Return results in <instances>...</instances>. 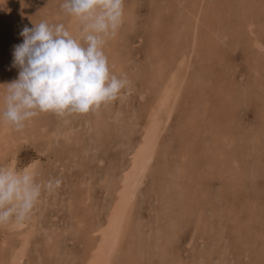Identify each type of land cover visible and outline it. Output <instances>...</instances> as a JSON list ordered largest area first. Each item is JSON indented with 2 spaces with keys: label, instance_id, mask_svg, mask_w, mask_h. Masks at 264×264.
<instances>
[{
  "label": "rangeland",
  "instance_id": "1",
  "mask_svg": "<svg viewBox=\"0 0 264 264\" xmlns=\"http://www.w3.org/2000/svg\"><path fill=\"white\" fill-rule=\"evenodd\" d=\"M62 3L0 0V111L25 26L63 23L80 36ZM124 10L104 48L130 81L121 98L87 114L41 113L22 132L0 120V166L62 179L24 227L0 226V264H107L120 202L155 135L109 264H264V49L248 30L264 41V0H124Z\"/></svg>",
  "mask_w": 264,
  "mask_h": 264
},
{
  "label": "clouds",
  "instance_id": "2",
  "mask_svg": "<svg viewBox=\"0 0 264 264\" xmlns=\"http://www.w3.org/2000/svg\"><path fill=\"white\" fill-rule=\"evenodd\" d=\"M61 8L81 25L74 37L63 23L25 26L14 47L18 79L7 84L0 120L22 132L41 113L87 114L121 98L130 81L117 76L104 48L123 24L124 0H63ZM61 178L39 179L31 167L0 166V226L30 218L43 193Z\"/></svg>",
  "mask_w": 264,
  "mask_h": 264
},
{
  "label": "bare ground",
  "instance_id": "3",
  "mask_svg": "<svg viewBox=\"0 0 264 264\" xmlns=\"http://www.w3.org/2000/svg\"><path fill=\"white\" fill-rule=\"evenodd\" d=\"M199 2H201V1H199ZM1 11H2V9H1ZM1 20H2V18H1V12H0V23H1ZM1 25H2V23H1ZM248 28H249L248 30L250 32L251 38L254 40L253 43L255 44V46L258 49H264V41L258 35L256 36L254 25H249ZM170 112H172V110ZM170 116H171V118L170 119L167 118V122H170L172 120V114L171 113H170ZM158 142H159V136L155 135L151 138L150 144H149L148 148L145 150L141 162L139 161L140 164L136 169V176L133 180V183H132L131 187L129 188L128 193L125 195L124 198H122V201L120 202L121 205L119 206V210H118L119 213L117 216L118 220L115 224V228H113V231L111 232L112 233L111 241H110V243L107 247V250H106V254H107L106 255V262H108L107 264H109V262H111L113 260V257L115 256V254H116V252L120 246L121 240H122V236H123V232H124L123 224H124V220H125L124 217H125V212H126V209L122 210V208L126 207V206L129 207L130 204L135 200L137 193L139 191L140 184H141L145 174L149 170V167H150L152 161L155 158ZM17 225L19 227H21V226L24 227L25 224L22 222V223H18ZM24 255H25V251L19 252V256H18L19 262H21L24 259ZM0 263H2L1 260H0Z\"/></svg>",
  "mask_w": 264,
  "mask_h": 264
}]
</instances>
